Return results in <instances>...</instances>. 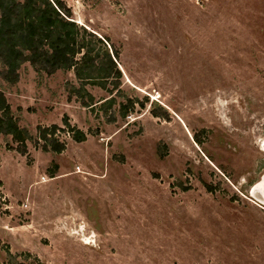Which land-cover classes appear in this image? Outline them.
<instances>
[{
	"label": "rangeland",
	"instance_id": "1",
	"mask_svg": "<svg viewBox=\"0 0 264 264\" xmlns=\"http://www.w3.org/2000/svg\"><path fill=\"white\" fill-rule=\"evenodd\" d=\"M60 1L121 77L0 76V264H264V0Z\"/></svg>",
	"mask_w": 264,
	"mask_h": 264
},
{
	"label": "trees",
	"instance_id": "2",
	"mask_svg": "<svg viewBox=\"0 0 264 264\" xmlns=\"http://www.w3.org/2000/svg\"><path fill=\"white\" fill-rule=\"evenodd\" d=\"M71 16L60 0H0L2 79L10 85L16 84L18 72L25 63H30L38 73L48 75L74 70L83 81H107L113 75L120 78L121 72L109 50L104 46L97 48V43L104 45L103 41L79 27ZM114 57L118 59V54ZM64 123L75 142L86 140L82 131L71 128L67 121ZM58 132L57 126L39 129L37 140L43 142L44 152L60 154L65 151V144L56 136ZM0 135L11 136L20 145L19 152L26 153L29 134L19 128L2 91Z\"/></svg>",
	"mask_w": 264,
	"mask_h": 264
},
{
	"label": "water",
	"instance_id": "3",
	"mask_svg": "<svg viewBox=\"0 0 264 264\" xmlns=\"http://www.w3.org/2000/svg\"><path fill=\"white\" fill-rule=\"evenodd\" d=\"M264 179V178H263ZM263 179H262V181H263ZM261 184V182L260 183H258L255 187H254V194L256 195V197L257 198H260V200L262 199L263 200V198H262V194H261V192H260V189H259V185Z\"/></svg>",
	"mask_w": 264,
	"mask_h": 264
},
{
	"label": "bare ground",
	"instance_id": "4",
	"mask_svg": "<svg viewBox=\"0 0 264 264\" xmlns=\"http://www.w3.org/2000/svg\"><path fill=\"white\" fill-rule=\"evenodd\" d=\"M259 189H260V192L262 195H264V179L263 181L261 182V184L259 185ZM254 192V191H253Z\"/></svg>",
	"mask_w": 264,
	"mask_h": 264
}]
</instances>
